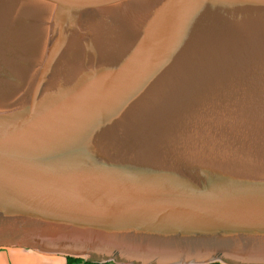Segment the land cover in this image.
<instances>
[{"label":"water","instance_id":"1","mask_svg":"<svg viewBox=\"0 0 264 264\" xmlns=\"http://www.w3.org/2000/svg\"><path fill=\"white\" fill-rule=\"evenodd\" d=\"M0 244L264 264V0H0Z\"/></svg>","mask_w":264,"mask_h":264},{"label":"crops","instance_id":"2","mask_svg":"<svg viewBox=\"0 0 264 264\" xmlns=\"http://www.w3.org/2000/svg\"><path fill=\"white\" fill-rule=\"evenodd\" d=\"M0 264H67L61 254H44L17 246L0 249Z\"/></svg>","mask_w":264,"mask_h":264},{"label":"rangeland","instance_id":"3","mask_svg":"<svg viewBox=\"0 0 264 264\" xmlns=\"http://www.w3.org/2000/svg\"><path fill=\"white\" fill-rule=\"evenodd\" d=\"M25 245V244H24ZM6 247H11V246H6L5 244H0V249H3V248H6ZM14 247V246H13ZM18 247V246H17ZM20 248H23V247H20ZM25 248V247H24ZM26 249H29V248H26ZM42 250V249H41ZM43 251H45V250H43ZM66 257V259H67V257L68 256H65ZM68 260V259H67ZM95 262V261H94ZM103 262H105V263H103V264H120L121 262H117L116 260H109V261H103ZM125 263V262H124ZM95 264H102V263H95Z\"/></svg>","mask_w":264,"mask_h":264},{"label":"trees","instance_id":"4","mask_svg":"<svg viewBox=\"0 0 264 264\" xmlns=\"http://www.w3.org/2000/svg\"><path fill=\"white\" fill-rule=\"evenodd\" d=\"M67 264H78V260L79 258H74V257H67ZM209 264H222L220 262H212V263H209Z\"/></svg>","mask_w":264,"mask_h":264},{"label":"built area","instance_id":"5","mask_svg":"<svg viewBox=\"0 0 264 264\" xmlns=\"http://www.w3.org/2000/svg\"><path fill=\"white\" fill-rule=\"evenodd\" d=\"M95 263L96 262H94V261L86 260L83 258H79V260H78V264H95Z\"/></svg>","mask_w":264,"mask_h":264}]
</instances>
